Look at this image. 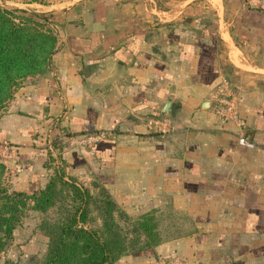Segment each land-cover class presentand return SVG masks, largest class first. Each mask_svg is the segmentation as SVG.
I'll return each mask as SVG.
<instances>
[{"label": "crops", "instance_id": "crops-1", "mask_svg": "<svg viewBox=\"0 0 264 264\" xmlns=\"http://www.w3.org/2000/svg\"><path fill=\"white\" fill-rule=\"evenodd\" d=\"M16 6L49 14L58 47L0 114L12 187L42 188L58 167L106 190L132 225L150 213L159 240L115 264H264V0ZM221 85L244 127L214 112Z\"/></svg>", "mask_w": 264, "mask_h": 264}, {"label": "trees", "instance_id": "trees-1", "mask_svg": "<svg viewBox=\"0 0 264 264\" xmlns=\"http://www.w3.org/2000/svg\"><path fill=\"white\" fill-rule=\"evenodd\" d=\"M47 19L43 12L0 5V108L6 106L28 77L43 73L56 52L58 35ZM4 170L0 160V253L12 239L28 206L45 212L61 196L70 201L64 202V215L43 220L48 248L37 264H114L130 248L141 250L159 240L150 213H144L133 223V235L128 238L119 227L116 216L120 211L108 192L102 189L99 195L93 194L74 178L65 179L62 168L55 167L43 188L32 193L4 182ZM92 208L102 220L96 228L88 224L94 219L90 214ZM126 219L132 221L130 217ZM141 234L145 235L143 239ZM5 264L17 263L7 260Z\"/></svg>", "mask_w": 264, "mask_h": 264}, {"label": "rangeland", "instance_id": "rangeland-1", "mask_svg": "<svg viewBox=\"0 0 264 264\" xmlns=\"http://www.w3.org/2000/svg\"><path fill=\"white\" fill-rule=\"evenodd\" d=\"M18 1L20 0H0V5L7 8L22 9L26 12L36 11L32 7L23 8L20 6H16V2ZM47 17H48L47 19L48 21L53 20V18L50 17L49 14H47ZM51 60L43 73H37L35 76L28 77L24 81V83L27 81H35L36 79L42 77L48 71ZM6 106L4 108L2 107L0 108V114L3 113V111L6 109ZM6 157H7L6 148L4 144H0V160L5 165V170L3 174L4 182L10 184L9 179L11 174L8 169V161ZM64 177L65 179L70 178V176H67L65 173H64ZM39 189H36L34 191H38ZM64 191L69 192L67 190ZM64 191L63 194L65 193ZM32 192H27V193H32ZM69 201H70L69 198L66 199L64 198V196H61V198L57 199L56 203L53 206L49 207L45 212L32 209L28 206L24 210L21 219L18 221L16 227L14 228L12 239L9 241L6 248L0 253V264H5L7 260L16 262L17 264H37L40 260H42L48 248V235L46 234L45 229L42 226L44 222L43 220L64 215L65 214L63 207L64 202L66 203ZM29 202H30L29 204H32V201ZM123 213L124 212L120 211V214L116 216V220L119 224L120 229L125 232L128 238H132V221L126 219V216L127 217L130 216ZM90 214L92 217H94V219L88 222L89 226H91L92 228H96L97 226L102 224V220H100V218L98 217L99 215L97 214V211L94 208H92ZM131 252H132V248H130L127 253L122 254L121 256ZM118 259L114 261V264Z\"/></svg>", "mask_w": 264, "mask_h": 264}, {"label": "built area", "instance_id": "built-area-1", "mask_svg": "<svg viewBox=\"0 0 264 264\" xmlns=\"http://www.w3.org/2000/svg\"><path fill=\"white\" fill-rule=\"evenodd\" d=\"M214 105L213 110L214 112L223 120H233L237 122V124L240 127L245 126V121L241 117L239 108H238V102L236 100L235 95L228 90L227 86L221 85L216 94L214 99ZM148 125L155 128L159 131H169L171 128V125L169 121L166 118H159V117H153L148 120ZM50 134H46L44 143L50 148L51 145L54 142L53 136H50ZM100 134H80L72 138V141L80 144V145H92L100 138ZM238 141L241 144L244 145H251V142L246 139L244 136H239Z\"/></svg>", "mask_w": 264, "mask_h": 264}]
</instances>
